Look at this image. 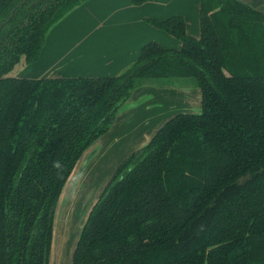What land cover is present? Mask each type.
<instances>
[{
  "label": "trees",
  "instance_id": "1",
  "mask_svg": "<svg viewBox=\"0 0 264 264\" xmlns=\"http://www.w3.org/2000/svg\"><path fill=\"white\" fill-rule=\"evenodd\" d=\"M83 1L0 0V264H48L78 160L136 87L173 78L200 89L201 112L177 113L118 165L72 264H264V13L200 0L198 38L182 15L146 18L180 48L149 41L117 75H10Z\"/></svg>",
  "mask_w": 264,
  "mask_h": 264
},
{
  "label": "crops",
  "instance_id": "2",
  "mask_svg": "<svg viewBox=\"0 0 264 264\" xmlns=\"http://www.w3.org/2000/svg\"><path fill=\"white\" fill-rule=\"evenodd\" d=\"M242 1L264 13L262 0ZM199 5L200 0H151L140 5H134L132 0H85L48 30L38 59L26 67L20 60L22 65L16 64L10 75L29 78L117 75L136 61L141 47L149 41H157L166 48H180L179 40L149 24L146 18L165 19L182 15L186 32L198 38ZM21 73L28 74L24 76ZM142 96L145 100L139 103ZM127 101L132 103L128 113L124 110L117 112L109 130L95 141L96 153L86 166L103 153L101 150L112 141L110 148L117 147L116 150L112 149L113 157L117 152L124 151L111 172L113 174L130 153L146 145L171 117L177 113H198L201 109V91L195 87L166 88L144 84ZM92 165L94 167H89L92 169L84 177V182L78 181V186L87 188L89 182L93 185L98 182L93 180L97 170L95 163ZM72 205L68 206L67 214ZM72 240L73 235L58 237L54 231L50 264L66 263L65 252L68 254Z\"/></svg>",
  "mask_w": 264,
  "mask_h": 264
},
{
  "label": "rangeland",
  "instance_id": "3",
  "mask_svg": "<svg viewBox=\"0 0 264 264\" xmlns=\"http://www.w3.org/2000/svg\"><path fill=\"white\" fill-rule=\"evenodd\" d=\"M241 2L246 3L245 1H242V0H241ZM258 2H261V0H259ZM261 4L264 5V0H262ZM21 63L25 67L27 66V64L25 65L23 58L21 59ZM21 63H18L17 66L22 65ZM21 74H23L25 76L28 73H21ZM169 81H171L174 84L161 85V86H156V87H166V88L176 87V86L195 87L193 85V82L190 79L173 78ZM142 86H144V84H141L138 87H136L133 90V92L137 88H140ZM153 86H155V85H153ZM195 88H197V87H195ZM144 100H145L144 96L140 97L139 103L143 102ZM131 105H132V103H130L129 101H125L123 103V105L120 107V109L118 110V112L124 110L126 113H128V109L131 108ZM199 112H201V109ZM94 143L83 153V155L78 160L75 167L73 168L71 174L69 175L68 179L66 180V182L63 186V189L59 195V198L57 200L55 210H54L52 243H53V239H54V231H55L56 236H58V237L61 235H64V234L73 235V240H72V244H71V247L69 249V252H68V254H66V252H65V258H64L65 262H66V263L64 262L65 264H71L72 251H73V248L75 246L79 232H81V228L83 227V225H84V223L88 217L87 214L89 213L90 208H92L93 205L98 200L100 194L102 193L103 189L107 185L108 181L111 179V177L113 175V174H111V172H112L115 164L120 160L121 154L122 153L124 154V151L121 153L117 152L115 154V157H113V155H111V154H114V151L112 149L116 150L117 147L115 146L113 148H110L113 145V142L110 141L109 144L101 150V152H103V153L98 155L97 158L94 157L90 161L89 165L85 166V168H83L81 170L80 164H81L83 158L86 155H88L89 153H92L93 155H95V153H96V152H94L96 149L95 148L96 145H94ZM93 155H92V157H93ZM93 163H95V170H97L96 171L97 175L93 177V180L94 181L98 180V182L94 185H93V183L89 182L87 184V188H83V187L78 186L79 180L81 182H84V177H86V175L88 174V171L92 169L89 167L90 166L92 167ZM86 170H87V173H86ZM72 203H73L74 209H72L71 213H70V221H72V222L69 221L68 224L72 223V225H70L71 229L69 231V229L67 227L63 226L64 224L62 225V223H63V220L66 216L67 208ZM55 225H56V230H55ZM64 227L67 229H65ZM67 230L69 232L65 233V231H67ZM56 231H57V233H56ZM50 254H52L51 249H50ZM49 257H50V255H49ZM50 262H51V257L49 259V264H50Z\"/></svg>",
  "mask_w": 264,
  "mask_h": 264
},
{
  "label": "bare ground",
  "instance_id": "4",
  "mask_svg": "<svg viewBox=\"0 0 264 264\" xmlns=\"http://www.w3.org/2000/svg\"><path fill=\"white\" fill-rule=\"evenodd\" d=\"M75 204V203H74ZM72 209H74V207H73V205H72V207H70V212H69V214H67L66 213V216H65V218H64V220H63V223L62 224H64L63 226H65V227H67L68 229H69V231H70V229H71V227H70V225L71 224H68V222L70 221V213H71V210ZM59 224V223H58ZM56 226V225H55ZM64 227V228H65ZM67 228H65V229H67ZM63 229V228H62ZM68 230L67 231H65V233L66 232H69Z\"/></svg>",
  "mask_w": 264,
  "mask_h": 264
},
{
  "label": "water",
  "instance_id": "5",
  "mask_svg": "<svg viewBox=\"0 0 264 264\" xmlns=\"http://www.w3.org/2000/svg\"><path fill=\"white\" fill-rule=\"evenodd\" d=\"M92 155H93L92 153H89L88 155H86L83 158V160H82V162L80 164V169L81 170L86 166V164L88 163V161L92 158Z\"/></svg>",
  "mask_w": 264,
  "mask_h": 264
}]
</instances>
